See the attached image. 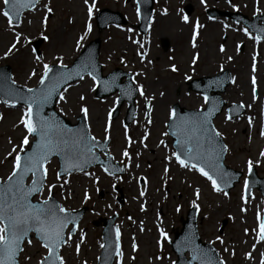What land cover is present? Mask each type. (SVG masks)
<instances>
[{
	"label": "rangeland",
	"instance_id": "obj_1",
	"mask_svg": "<svg viewBox=\"0 0 264 264\" xmlns=\"http://www.w3.org/2000/svg\"><path fill=\"white\" fill-rule=\"evenodd\" d=\"M158 1L150 34L142 38L135 28L138 18L134 0H95L93 14L98 8L106 7L118 10L128 20L127 25L110 26L100 34L97 32L93 15L89 19L87 13L92 0H89L88 5H85L84 0H41L35 9L22 15L20 26L15 29L22 37L27 38L28 42L22 39L17 44V50L8 56L4 54L14 42L15 34L9 29L7 19L0 15V66L6 64L11 66L12 79L15 83L27 88L34 87L43 71V63L69 64L81 49L76 46V41L81 36H85V39L80 41L83 47L85 42L99 35L101 38L99 61L104 72H109L115 67L130 71L138 87L142 86L146 89L144 96L139 94L137 97L136 120L129 128H125L122 124L125 106L115 120H110L108 109L114 104L116 95L96 100L93 96L95 82L89 77L70 85L64 92L65 100L57 101V111L71 121H75L76 115L81 112V107H86L87 124L92 135L103 139L107 127V134L110 136L109 152L116 160L124 161L127 167L122 181L115 176L105 175L100 168L90 169L87 171L88 175L74 173L66 178L57 179L56 160L48 164L44 190L36 199L47 198V186L55 185L52 192L66 209L73 210L81 206L89 208L72 240L60 250L65 264H95L101 247V229L94 227L91 222L98 217H107L113 213L117 214L116 225L120 233L122 264H161L164 260L170 264L175 260V255L165 258L171 254L168 247L169 237L167 240L163 239L161 250H159L161 242L158 244L156 240H160L155 238L160 235V227L166 228L167 235L172 237L171 231L174 226L179 227V218L185 217L187 209L193 206V202L199 209L197 214L199 236L202 241L214 245L225 264H244L247 262L246 253L251 254L250 260L256 256L257 250L242 245L246 242L244 239L246 228L249 237L253 240L258 239L253 215L257 208V211L261 209L260 204L262 202L263 206L264 200L255 190L247 201L242 197L243 181L249 160L253 162L258 175L264 177V157L260 155L264 150V138H257L261 119L258 115L259 110L255 111V108L246 106L245 114L240 118L228 120L222 113L214 120L215 128L221 133L227 146L225 164L243 172L240 182L227 196L213 192L210 183L198 173L180 168L174 159H166L173 150L169 136L163 133H165L171 102H179L187 108L201 106L203 97L199 93L187 90L186 83L190 79L229 69L234 75L230 85L234 89L232 90L234 98L226 97V92L224 98L227 104L246 103V95L251 94L254 97L251 77L248 78L247 73L253 69L257 61L254 77L264 88V39L257 43L249 38L254 34L243 24L225 18L210 21L201 12L204 5L210 8L217 5L215 7L218 9L239 10L250 16L264 13V0L229 2L204 0V3H201V0ZM187 4L191 5L192 12L187 16L188 22H185L178 6ZM45 5L52 9L50 13L46 11ZM2 7L0 2V8ZM45 16H47L46 23H44ZM88 21H92L91 31H86ZM167 22L171 24L168 28L165 26ZM197 24L204 27H196ZM245 29L248 30L249 35H245ZM194 31L196 32L195 47L192 45L193 41H190L191 38L193 39ZM43 36H47L48 39L41 44L43 60L37 63L31 42ZM163 39L169 42L166 51H162L159 44ZM182 47L188 49L183 61L180 59L184 52ZM221 47L224 48L223 52L220 51ZM194 56L195 63H193ZM259 61L262 63L260 64ZM173 65L178 71L171 70ZM241 68L246 74L244 76L246 81L249 82L247 89H237L239 84L237 73ZM33 69L36 70V75L29 78ZM177 81L178 85L171 86L172 100L168 102L166 95L169 86ZM255 89L256 96L260 94L264 98V91L259 89V85L258 87L255 85ZM81 95L85 97L84 101L79 99ZM145 100L151 101L153 106L148 122H145L144 117ZM159 101L163 103L160 104ZM24 109L23 106L7 108L0 104V161H3L0 163V181L5 180L12 170L15 153L12 156H8V153L12 152L14 146L19 151L21 141L27 135L26 129L20 123ZM126 136L130 138L131 143ZM29 140L30 142L32 140L30 136ZM162 140L164 145L160 143ZM124 150L128 151L130 159L122 155ZM165 168L168 169L167 172ZM141 178L143 185L140 183ZM64 180L69 182L64 184ZM116 184L121 185L123 189L122 207H119L116 200L117 193L114 190ZM197 189H199V199L195 195ZM139 190L146 193L142 198L143 210L141 205L139 206L141 203L134 201L140 198ZM85 192L88 195L87 199ZM143 220L146 221V225L142 224L144 232L140 234L137 225ZM81 233L84 235L83 242L80 240ZM142 236L144 237L141 239ZM217 236L223 243L216 239ZM139 239L142 240V246ZM133 243L136 245L135 251H133ZM77 244L80 245L79 252L76 250ZM262 244V253H264V242ZM23 247L29 259L25 260L24 254H20L21 264H37L46 254L34 238L31 246L25 242Z\"/></svg>",
	"mask_w": 264,
	"mask_h": 264
},
{
	"label": "snow or ice",
	"instance_id": "obj_2",
	"mask_svg": "<svg viewBox=\"0 0 264 264\" xmlns=\"http://www.w3.org/2000/svg\"><path fill=\"white\" fill-rule=\"evenodd\" d=\"M3 7L0 8V15H3L8 22L10 30L14 31L15 39L12 45L5 52V56H8L13 51L17 50V44L24 39L27 43V38L21 36L20 32L15 31L20 25L18 23L21 12L24 9H35L39 4V0H0ZM85 5L89 4V0H84ZM204 3V0H201ZM95 7V0H92L91 6L87 8L89 19L93 15V9ZM46 11L50 13L52 9L45 5ZM185 22H188V17H183ZM47 16H45L44 23H46ZM196 27H202L197 24ZM228 27V25H225ZM86 31H91V24L86 26ZM258 31L264 32V29ZM245 35H249L248 30L245 29ZM250 39H254L257 43L260 42V36H250ZM44 40L48 37L44 36ZM85 39V36H81L76 41L77 48L81 47L80 41ZM196 39V32H193V40ZM135 43V41H133ZM141 47H143L141 45ZM195 47V43H193ZM239 47V46H238ZM221 52L224 48L221 47ZM33 55L37 63H41L43 57L36 54L33 50ZM231 59V57H229ZM196 57H193V63H195ZM43 71L39 77L38 88H27L26 90H15L10 88H3L5 97H12V99H3V104L10 107H15L17 101H23L26 105L22 116L20 117V123L26 129L27 135L23 137L19 151L14 146L12 152L8 153V156H12L15 153V157L12 164V170L3 181H0V264H19L18 257L20 254H24V259L29 257L25 253L23 244L26 242L29 246L32 245V239L29 237L30 233H35L40 247L43 248L46 254L41 258L37 264H65L64 258L59 254L62 246L68 244L72 240V235L76 232L75 216L55 203L52 198V190L55 185H48L47 192L48 197L39 200L37 203H32L30 197L40 194L44 190L45 181L47 178L46 164L49 162V157L60 156L65 167V173H71L72 171H81L85 175L88 173L85 170L87 166L93 163H99L104 167L106 173L111 174L115 172H123L124 168L119 166H113L111 169L105 166V162L100 160L96 155V151L104 152L107 155V142L110 139L108 128H105V136L103 142L97 141L94 136L88 134L84 129H72L66 128L62 123L55 118L54 114L44 115V107L47 105L54 95H58L61 101L65 100L64 92L67 89L60 90L61 84H66L74 77L80 80L84 79L81 74L83 70H88V74L95 81L97 77L95 75V66L89 62L82 63L79 69H69L67 65L61 63L58 69L54 70V67L43 63ZM173 72L178 71L175 65L172 66ZM255 71V66H253ZM36 75V70L30 73L29 78ZM190 79V77H186ZM6 82V78H5ZM14 84L15 81H12ZM105 89L110 91L111 85L108 81H104ZM133 83H135L133 81ZM253 94L255 98V77L252 79ZM211 86V85H210ZM141 96H144L142 86L136 89ZM130 96L131 93L129 92ZM163 95V93H161ZM81 101L85 100V97L81 95L79 97ZM204 105H208L210 98L207 95L203 96ZM244 107V105H240ZM216 110V105L213 104L207 111H201L197 109L187 118L177 117L176 112L173 110L170 112L168 119L172 123L168 125L169 128H174L171 133L165 132L163 135H172L176 137V149L171 152L170 156L166 159H174L176 164L180 168L187 171L198 173L201 177L206 179L213 192L222 193L227 196L228 193L221 187L223 183L225 187H228V181L225 177L231 178L227 172L224 171L220 164L221 152L226 151V147L217 150L218 141L216 137H220L221 133L217 131L211 125L210 117ZM81 113L84 114L85 120L88 118V109L86 107L80 108ZM151 111V108H149ZM112 113L109 112V117ZM226 119H231V116H226ZM249 125H251V118H249ZM127 132V130H125ZM260 135L264 137V130L260 132ZM29 136L32 137L34 144L30 142ZM147 136V133H145ZM127 138V136H126ZM131 143V141H129ZM161 145H164V141H160ZM166 147V145H165ZM31 148V151H28ZM23 153V155H22ZM122 155L125 158H129V153L124 150ZM260 155L264 157V150ZM7 159V156L5 157ZM108 161L112 160L111 156H107ZM3 163V161H0ZM248 171L251 173L253 162L249 160ZM167 168L165 171L167 172ZM31 176V183L25 184V178ZM61 178V174L57 173V179ZM69 181L64 180V184ZM63 187V185H61ZM245 190L248 188L247 179L244 182ZM144 195L143 192L140 193ZM197 199H199V189L195 193ZM88 198L87 192H85V199ZM243 199V197H242ZM193 208H197L195 202H193ZM143 210V205H141ZM244 211V209H241ZM259 219V234L257 242H264V219ZM69 225H73L69 229ZM68 229L67 235L65 230ZM247 234V230H245ZM120 233L117 230V237ZM160 236L162 239L167 240L168 235L163 230H160ZM223 241L219 236L216 238ZM80 240L83 242L84 235L81 233ZM159 244L160 241H157ZM186 243L190 245L189 251L191 253V259L187 264H193L194 261H198L199 264H225L223 260L214 259L210 250H204L194 243L192 237L187 238ZM103 248L104 245H101ZM80 245H76V250L79 252ZM255 248V245H253ZM136 250V245L133 243V251ZM227 251V249H225ZM117 255H121L119 252V245H117ZM262 259L260 264H264V253L261 254ZM245 258H251L250 253L245 254ZM160 259V257H157ZM117 264H120L119 260Z\"/></svg>",
	"mask_w": 264,
	"mask_h": 264
},
{
	"label": "water",
	"instance_id": "obj_3",
	"mask_svg": "<svg viewBox=\"0 0 264 264\" xmlns=\"http://www.w3.org/2000/svg\"><path fill=\"white\" fill-rule=\"evenodd\" d=\"M145 8H142V10H144ZM150 10V5L147 7V12L145 14V17H147V14H148V11ZM99 45H100V42L98 39H96L95 41H92L88 46H87V49L84 50L80 57H78L73 63L72 65L68 66L69 69H79V66L82 64V63H85V62H89L91 64H93L95 66V75L96 77L99 79V82H100V86L98 88V92H103V87L104 86V80L105 79H108V78H111L112 76L109 75V76H106V77H102L101 76V66L100 64L98 63V50H99ZM166 43H165V47H166ZM37 47V45H36ZM53 66V65H52ZM54 67V70H60L58 69L57 66H53ZM4 70V74H2V82L0 84V89H3V88H10V89H15V90H26L25 88H22L20 86H15L11 81H10V68L9 67H4L2 68ZM62 71V70H60ZM88 73V70H83L81 72V74H86ZM225 75H227V79H225L224 81L222 82H217L216 83V86L215 87H212L214 85V81L218 79V77H220L221 75L219 76H215L213 78H204L203 80L205 81V83L201 84L200 83V80L199 81H196L198 83L197 87H194L196 90H200L202 91L205 95L209 96L210 98V102L208 104V108H211L213 106V104L216 105V110L213 112L212 116L210 117V120L212 119V117L214 116V114L216 112L219 111V109L221 108V103L217 100H219V96L216 95V94H213L211 95L210 94V91L213 89V91H223L224 90V86L228 83L229 81V75L227 74V72H225ZM5 78H6V82H5ZM78 79L77 77H74L73 79L69 80L66 84H61L60 86V90L65 87L67 84H69L70 82L74 81ZM211 85V86H210ZM39 85L36 87L38 88ZM35 89V88H34ZM0 93L2 94V96H4V93L3 91H0ZM58 95H54L50 102L45 105L44 107V112L43 114L44 115H48V114H54L55 115V118L57 120H59L63 126H65L66 128H72V129H84V131L88 132L87 131V128L84 124V121L82 119V117H79L78 118V123L75 124V125H72L69 123L68 120L60 117L54 110V105H55V100H56V97ZM100 96H104V93H101ZM4 99L7 98V97H3ZM217 98V99H216ZM9 99V98H8ZM11 100V99H10ZM131 104H130V109H129V114H128V120L130 121V119L133 117V110H134V106H133V103H132V97H131ZM20 103H23V101H17L16 104H20ZM24 104V103H23ZM207 109L205 111H207ZM176 110H177V113H178V116L177 117H184V118H187L188 116H190L192 113V111H186V110H183V109H178V107H176ZM117 111L118 109H116L115 113H114V116L117 114ZM182 111V112H181ZM216 140L218 141V144H217V150H220L222 148H225L222 140L219 138V137H216ZM34 144V141L32 142ZM174 144L176 146V137L174 136ZM28 151H31V148L30 150ZM23 155V154H22ZM97 155V154H96ZM224 155H225V151H222L221 152V159H220V164L222 166V168L224 169L225 172H227L229 174V176L231 177L230 179L228 177H225V179L228 181V187H225L224 184L222 183L221 184V187L224 188L225 190H229V188L232 187L233 185V182L234 181H237L238 180V177L240 175V173H236V172H232L230 169H228L227 167H225L223 165V158H224ZM52 157V156H51ZM49 157V158H51ZM59 158V163H60V170H59V173L60 174H65L64 172V163L61 159L60 156H58ZM250 187L253 186V185H257V184H261V186H263V192H264V181L262 179H258L255 175V172L254 170L251 171V174H250ZM250 189V188H249ZM32 197H30V200H31ZM53 201L57 204H59L54 198H53ZM32 202V201H31ZM32 203H37V202H32ZM60 205V204H59ZM61 206V205H60ZM83 209L80 210V211H77V212H72V214L75 216V224L77 223V221L80 219L82 213H83ZM113 219L109 220V221H105V230L104 232L106 231H114L115 233V229L114 227H112L111 225V222H112ZM183 225H184V228L183 230L181 231V233L179 234L180 236H182L183 240H184V246L183 248H178V254L180 257H182L183 259V252L184 250H189L190 248V245H188L186 243V240L187 238L189 237H192L194 239V243L196 245H198V239L196 237V232H195V215L194 213H192V215H188V218L186 221L183 222ZM178 235V236H179ZM30 237V236H29ZM106 236L104 235V238ZM206 246V245H204ZM199 247H202V246H199ZM179 257V260H178V264H182L183 260ZM214 259H218L216 254H214Z\"/></svg>",
	"mask_w": 264,
	"mask_h": 264
},
{
	"label": "bare ground",
	"instance_id": "obj_4",
	"mask_svg": "<svg viewBox=\"0 0 264 264\" xmlns=\"http://www.w3.org/2000/svg\"><path fill=\"white\" fill-rule=\"evenodd\" d=\"M79 16V15H78ZM171 24L169 23V22H167L166 24H165V26H167V28L170 26ZM190 30H191V25H190ZM188 44H189V41H188ZM189 47V46H188ZM182 49L184 50V52H183V54L181 55V57H180V59H181V61H183V60H185V58H186V56H187V48L186 47H182ZM253 58H254V56H253ZM259 63L261 64L262 62L261 61H259ZM255 67L257 66V61H256V63H255V65H254ZM262 66L260 65V68H261ZM257 71V70H256ZM255 71V72H256ZM245 72H244V70L241 68L240 70H239V72L237 73L239 76H238V79H237V81H238V86H237V89H241V88H245V89H247V87H248V81H246V79H245V75L246 74H244ZM247 75H248V78H253V76H254V71H253V69L252 70H250L248 73H247ZM179 84V82L177 81V82H174V83H172V85H170L169 86V91H168V93H167V95H166V100H168V102L169 101H171L172 99V95H171V86L173 87V86H176V85H178ZM257 87H258V85H259V89L262 91L263 90V88L261 87V84H260V81L258 82V80H256V84H255ZM236 87V86H235ZM232 90H234L233 89V87L232 86H229V87H227V89L225 90V94H226V97H228V98H234V96L232 95ZM144 91V90H143ZM144 94H145V91H144ZM227 98V99H228ZM174 99V98H173ZM261 97L260 96H258L256 99H252L251 98V96L250 95H246L245 96V100H246V105H248V106H250V107H252V108H254V107H256V106H258L259 107V109H260V112L258 113V115H260V116H262V107H263V103H262V101H261ZM229 100V99H228ZM188 103H190V102H192V101H187ZM159 103L161 104V103H163L162 101L160 102L159 101ZM262 130H264V118L263 117H261V120H260V128H259V132H258V135H257V138L258 139H260L262 136L260 135V132L262 131ZM137 201H139V199H137ZM141 223L142 224H144V222L143 221H141ZM137 228L138 229H140L141 231H143L144 230V228H143V226L142 225H137ZM124 229V228H123ZM144 236H142V237H140L141 239L143 238ZM141 239H139L140 240V243H141V246H142V240ZM250 242H251V246L253 247V242L250 240ZM250 242H247V240H246V245L244 246V247H249V245H250ZM255 248H256V250H257V253H256V256H255V258L253 259V260H251V261H249V262H244V264H260V262H261V259H262V256H261V252H262V245L260 244V243H255ZM161 264H167V262L164 260Z\"/></svg>",
	"mask_w": 264,
	"mask_h": 264
}]
</instances>
